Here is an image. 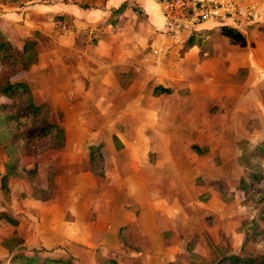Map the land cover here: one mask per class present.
<instances>
[{
	"label": "crops",
	"instance_id": "crops-1",
	"mask_svg": "<svg viewBox=\"0 0 264 264\" xmlns=\"http://www.w3.org/2000/svg\"><path fill=\"white\" fill-rule=\"evenodd\" d=\"M237 1L253 14L237 29L246 45L214 21L174 40L163 32L157 0H0V29L16 48L33 43L35 60L18 76L66 131L63 148L36 157L39 173H51L46 188L58 169L62 179L78 182L61 187L39 213L46 227H73L62 235L81 252L77 264H127L125 254L139 264H168L174 257L169 220L188 208L180 197L192 186L187 182L204 175L196 160L210 159L208 150L223 145L222 115L246 99L239 90L264 82V0ZM197 38L205 44L196 45ZM240 70L246 78L233 80ZM158 86L170 91L157 92ZM92 144L103 145L102 175L92 169ZM70 163L84 169L72 174ZM211 184L227 191L219 178ZM77 206L93 215L87 234L77 228L83 212L72 215ZM48 213L52 224L45 223ZM98 252L114 258L98 262Z\"/></svg>",
	"mask_w": 264,
	"mask_h": 264
},
{
	"label": "rangeland",
	"instance_id": "rangeland-1",
	"mask_svg": "<svg viewBox=\"0 0 264 264\" xmlns=\"http://www.w3.org/2000/svg\"><path fill=\"white\" fill-rule=\"evenodd\" d=\"M194 43L204 45L205 39L197 38ZM34 60L35 54H31L26 62V67ZM215 69L216 67L212 70ZM213 75L217 76L215 71ZM18 78L22 77L18 76ZM245 78L246 71L240 70L233 80L239 81ZM239 93L246 99L237 100L239 104L232 108L230 104L229 108L231 109L222 115V118L227 122L226 140L223 141L222 146H215L208 150L211 154L210 159L206 157V159L196 160L198 171L204 175L199 176L196 183L194 179L189 180L187 183L190 182L192 186L181 191V200H186L189 203L187 210H181L178 212V216L175 213L170 217L169 222L173 221L176 233L174 244L176 252L173 253L174 257L168 264H213L216 258L223 254L250 256L264 253V221L258 218V210L253 199L246 198L239 188L241 177L245 176L251 168L259 169L264 166L263 157H257L251 160V163L248 162V159L245 158L248 151L242 146L243 142H248L253 148L264 139V82L259 83L254 90L250 91L244 88L240 89ZM213 110L212 113H215L218 108H213ZM51 119L57 120L55 116ZM192 150L196 152V150ZM196 153L199 156L200 153ZM5 154L0 145V213L3 211L9 213L19 223L13 225L0 219V264H11L14 254L32 249H38L46 256H63L77 264L79 258L75 255L81 252L76 248V244H66L67 236L62 235L65 232H72L73 227L60 225L46 227L44 221H41L39 209L51 204L54 194L60 192L61 187L62 189L70 188L68 182L73 183L71 187H75L78 181L71 175L69 178L62 179L61 171L58 169L51 181V184L55 186L54 192L49 194L47 189L43 188L47 186V178L51 173L43 170L41 174L39 173L40 181L38 182L42 194L41 198L37 199L33 195L31 184L25 178L9 176L5 181L1 179V175L6 171ZM37 156L38 154L29 153L24 156L22 163L28 166L38 164ZM66 165L68 166L67 170L72 174L78 173V170L81 169V164ZM64 168L66 169V167ZM64 168L63 170H65ZM85 169L88 170V167L86 166ZM213 178L223 180L227 191L220 192L215 189L211 184ZM172 181L178 184L176 178ZM263 190L264 180L257 183L253 189L256 196H259ZM171 196L175 197V193ZM74 208H71L72 215L83 212V218L88 220L87 225L83 223L84 220H81L83 218H79L80 221L77 222L79 231L87 234L93 215L87 210L88 208L86 210H82L78 206ZM69 216L68 218H70ZM250 218H254L258 222L261 233L257 236H250L247 240L245 221ZM45 223H53L50 213L45 218ZM61 228L62 230H60ZM77 228L73 231H77ZM121 239L123 238L121 237ZM98 253V262L110 261L114 258H106L101 255V252ZM125 258L124 261H127V264H139L140 262L133 260L127 254H125Z\"/></svg>",
	"mask_w": 264,
	"mask_h": 264
},
{
	"label": "trees",
	"instance_id": "trees-1",
	"mask_svg": "<svg viewBox=\"0 0 264 264\" xmlns=\"http://www.w3.org/2000/svg\"><path fill=\"white\" fill-rule=\"evenodd\" d=\"M221 32L231 41L246 45L245 36L237 29L222 25ZM33 43L27 40L22 48H16L9 37L0 29V145L6 150L8 160L5 163L6 172L1 175L5 179L10 175L25 178L33 188V195L41 198L39 186V165L28 166L22 163L23 157L29 153L43 154L52 149H61L66 143L65 128L50 118L49 105L46 102L36 103L31 85L18 74L26 67ZM157 92H168L170 89L158 86ZM92 169L97 175L104 173L103 145H90ZM248 151L245 156L248 162L257 157L264 158V139L253 148L244 144ZM250 169V168H249ZM264 180L263 168H251L240 179L239 188L246 198H252L258 210V218L264 221V190L259 196L254 194V187ZM52 194L53 185L46 188ZM257 218V219H258ZM0 219L13 225L19 222L9 213H0ZM246 237L257 236L261 233L258 222L254 218L245 221ZM109 261V260H108ZM11 264H74L71 259L63 256H46L38 249L14 254ZM213 264H264V253L250 256L239 254H223L217 257Z\"/></svg>",
	"mask_w": 264,
	"mask_h": 264
},
{
	"label": "built area",
	"instance_id": "built-area-1",
	"mask_svg": "<svg viewBox=\"0 0 264 264\" xmlns=\"http://www.w3.org/2000/svg\"><path fill=\"white\" fill-rule=\"evenodd\" d=\"M164 18L163 32L179 40L184 31L214 21L243 30L252 21V10L237 0H157Z\"/></svg>",
	"mask_w": 264,
	"mask_h": 264
}]
</instances>
